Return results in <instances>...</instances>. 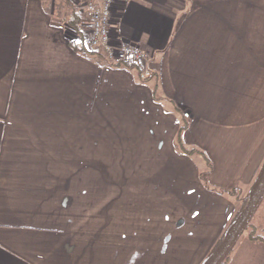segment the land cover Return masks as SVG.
Returning <instances> with one entry per match:
<instances>
[{"label":"crops","instance_id":"0c3cea01","mask_svg":"<svg viewBox=\"0 0 264 264\" xmlns=\"http://www.w3.org/2000/svg\"><path fill=\"white\" fill-rule=\"evenodd\" d=\"M80 3L0 0V264H203L264 162V0H115L146 81L77 44Z\"/></svg>","mask_w":264,"mask_h":264},{"label":"built area","instance_id":"2783aa9c","mask_svg":"<svg viewBox=\"0 0 264 264\" xmlns=\"http://www.w3.org/2000/svg\"><path fill=\"white\" fill-rule=\"evenodd\" d=\"M87 6V15L89 17L90 31L88 35L81 38L80 43L89 51L101 48L109 56H115L121 59H130L140 65L141 75L150 78L152 72L145 66L148 62V52L140 49L138 46L121 42L117 46L110 43L111 31V10L115 0H84Z\"/></svg>","mask_w":264,"mask_h":264},{"label":"water","instance_id":"95a60500","mask_svg":"<svg viewBox=\"0 0 264 264\" xmlns=\"http://www.w3.org/2000/svg\"><path fill=\"white\" fill-rule=\"evenodd\" d=\"M264 198V162L259 174L249 192L248 200L243 210L227 229L222 241L206 258L203 264H222L233 250L239 238L243 235L249 222Z\"/></svg>","mask_w":264,"mask_h":264},{"label":"trees","instance_id":"16d2710c","mask_svg":"<svg viewBox=\"0 0 264 264\" xmlns=\"http://www.w3.org/2000/svg\"><path fill=\"white\" fill-rule=\"evenodd\" d=\"M76 48H80L81 50H83L82 46L81 47H76ZM115 65H124V63H117ZM127 66L133 68V66L131 64H128ZM187 126H188V122L186 121V119H184L182 117L181 126H180V128L178 130V133H177V136H176V145H177V147L179 148V150L181 152H183L185 154H192V153L197 152V151L195 149H188V148L184 147L183 144H182V140H181V135H182L183 131L187 128ZM198 153L202 154V152H199V151H198ZM204 158H205V160L208 163L207 164L208 167H210V163L208 162L207 158L206 157H204ZM200 179L204 182V175L201 174L200 175ZM214 191L217 192V193H219V194H221V195H226V196H229V197H233L235 200H238L239 195H240V192H239L238 189H232V190H219V189H214ZM248 196H249V194L246 195V197H244V199H242V201H241L242 206H241L240 210L237 212L236 216L233 218L231 224L234 222V220L236 219V217L239 215V213L245 207V205L247 203V200H248ZM259 207H258V209H259ZM258 209H257V211H258ZM257 211L255 212V214L257 213ZM255 214H254V216H255ZM254 216L252 217L251 221L249 222V224H248L247 228L245 229L243 235H245L248 238V240H250L254 244H257V245L258 244H264V236L258 231L257 227L254 226L253 223H252L253 222V219H254ZM225 233L223 234L222 238L220 239V241L215 246L214 250L216 249V247L222 241ZM231 252L225 258V260L223 261L222 264H227L228 263V260H229V257H230Z\"/></svg>","mask_w":264,"mask_h":264},{"label":"rangeland","instance_id":"374dc122","mask_svg":"<svg viewBox=\"0 0 264 264\" xmlns=\"http://www.w3.org/2000/svg\"><path fill=\"white\" fill-rule=\"evenodd\" d=\"M80 5L81 7L78 8V11L79 13H82V16L87 19L85 20L84 22H86V25H85V28L83 29V32H79V37L77 38V44H80V41H81V38L83 37V35L86 37L90 31V24H89V17L87 15V6H86V3L84 2V0H80ZM78 7V6H77ZM110 43H111V40H110ZM119 44V43H118ZM117 44V45H118ZM113 46H117V45H114L112 44ZM83 46V45H82ZM87 49V48H86ZM94 51H97L98 53H100L101 55H103L108 61L114 63V64H117V63H124V65H128V64H131L133 66V68H135L138 72V75L140 77L141 80L143 81H146V80H150L154 77V73L153 71L151 70L152 72V76L150 78H145L141 75V68H140V65L130 59H121L120 57H118V54H116L115 56H109L107 54V52H105L103 49L101 48H98V49H95ZM94 51H91V52H94ZM145 51V50H144ZM147 52V51H146ZM149 54V52H148ZM150 56V54H149ZM150 61V57L148 59V62L146 63L145 62V66L147 64L148 66V63ZM149 67V66H148ZM253 225L257 227L258 231L264 236V198L262 200V203L257 211V213L255 214L254 216V219H253Z\"/></svg>","mask_w":264,"mask_h":264}]
</instances>
